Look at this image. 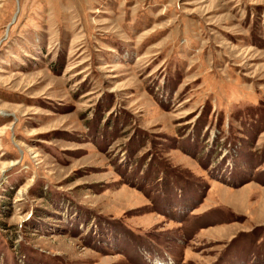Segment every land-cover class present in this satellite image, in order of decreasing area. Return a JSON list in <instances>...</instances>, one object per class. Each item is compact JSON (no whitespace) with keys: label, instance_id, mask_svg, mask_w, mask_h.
I'll return each mask as SVG.
<instances>
[{"label":"rangeland","instance_id":"rangeland-1","mask_svg":"<svg viewBox=\"0 0 264 264\" xmlns=\"http://www.w3.org/2000/svg\"><path fill=\"white\" fill-rule=\"evenodd\" d=\"M0 264H264V0H0Z\"/></svg>","mask_w":264,"mask_h":264}]
</instances>
